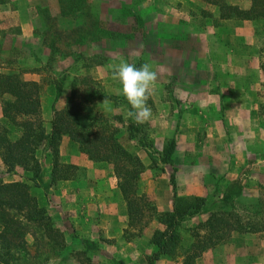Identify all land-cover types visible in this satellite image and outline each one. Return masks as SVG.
<instances>
[{
  "label": "rangeland",
  "instance_id": "1",
  "mask_svg": "<svg viewBox=\"0 0 264 264\" xmlns=\"http://www.w3.org/2000/svg\"><path fill=\"white\" fill-rule=\"evenodd\" d=\"M7 1L15 3L16 0ZM27 1L34 3V11L33 8L30 11L34 18L31 23L35 24L31 38H37L39 43L37 40H28L30 43L26 45L25 38L19 36V32H22L18 16L22 15L24 9L16 10L19 15L15 12L1 14L0 64L1 67L7 66L11 70L27 68L25 73L38 76V81L41 82L42 121L51 119L49 101L45 107L47 111L43 109L42 113L43 86L55 83L66 89V97L72 92L74 101L84 103L78 116L82 127L87 126L94 113H101L108 118L120 116V121H111L117 128L115 136L126 150L137 155L142 164V171L136 182V194L145 196L156 211V204L164 206L171 198L168 176L172 175L174 178L177 173L174 161L180 168L185 165L192 167L185 166L183 172L173 179L174 191L178 196L201 192L204 196L212 195L215 198L234 179L236 182L233 184L232 194L236 196V204L260 195V190L254 184L264 173L255 164L250 165L255 160H250L246 167L236 168L232 167L233 164H228L223 173H220L222 170L213 168L211 160L215 155L213 148L217 142L214 137L217 134L211 131L213 120L202 121L204 117L198 116L203 114L196 115L198 109L208 108L211 110L210 115L217 117L218 110L206 101L215 93L213 91L219 92L218 89L215 90L216 86L212 82L224 80L228 73L218 74L213 66L221 64L223 68L230 65L229 59L225 54H219L220 52L210 57H203L201 54L202 45L197 40L196 33L210 30L213 22H193L191 17L198 13L197 9L189 13L188 20H176L173 13L158 6L155 0ZM203 1H215L218 4L223 2ZM37 3L42 6L45 4V7L37 9ZM228 10L230 9H225L224 14ZM203 12L207 13L206 10ZM40 40L43 41L41 44ZM19 43L20 52L16 48ZM48 46L51 54L48 53ZM204 48L205 53L212 54L218 47L211 42H205ZM121 60L137 67L145 62L151 63L159 73L154 93L147 102L152 116L145 123L137 124L126 118L131 106L120 94V85L112 79L109 67ZM31 69L35 71H29ZM3 70L6 69H0ZM27 79L31 80V77ZM202 80L206 82L204 88L200 86ZM257 93L263 99L258 111L264 117V85ZM170 138L174 139L177 149L170 155L172 164L167 165L162 160L160 149ZM255 139L258 140V137ZM238 150L230 156L236 161H240V149ZM62 151L67 154L68 147L64 146ZM219 154L224 156L223 153ZM206 165L207 169L201 168ZM77 166L82 168L86 176L85 167L81 164ZM93 166L95 169L92 174H88L91 175L88 183L76 186L57 184L49 195V205L52 207L50 216L55 225L64 232L66 249L59 251L54 248L52 252L47 240L39 237L38 229L29 224L28 233L25 235L28 264H145L144 258L138 255L145 256L150 251L149 244L144 240H137L144 236L146 230L152 231L155 228V219L153 216L148 218L144 212L140 221H147L146 225L139 237L131 236L129 241L124 240L118 229H114L117 232L112 230V224H109L107 218L103 224L98 209L86 208L88 202L84 195H89L88 191L93 193L105 189L103 184L92 186L90 182L97 183V179L102 176L115 178L109 165L94 163ZM197 166L200 169L195 168ZM2 169L3 165L0 163V170ZM186 170L195 175L200 172L196 183L187 182ZM18 174L20 171L3 174L2 179L6 182L19 180ZM239 184L240 186H236ZM194 221L195 219H189L183 222L180 231L183 244L191 241L187 228L193 226ZM124 224L125 228L126 223ZM125 242H130L132 247ZM204 252L206 253L200 255L194 264H264V233H233L230 238L206 248ZM142 260L143 263H140ZM179 261L178 256L161 257L158 264H179Z\"/></svg>",
  "mask_w": 264,
  "mask_h": 264
},
{
  "label": "trees",
  "instance_id": "2",
  "mask_svg": "<svg viewBox=\"0 0 264 264\" xmlns=\"http://www.w3.org/2000/svg\"><path fill=\"white\" fill-rule=\"evenodd\" d=\"M219 6L222 14L230 9L242 19L264 16V0H251L250 8L245 11L222 2ZM42 42L40 40V44ZM29 43L28 39L24 40V44ZM16 48L20 52V43ZM48 53L51 54L49 46ZM2 68L6 70L0 71V163L3 165L0 170V264L29 263L25 250L29 224L38 229L39 237L47 240L52 252L54 248L61 251L67 247L64 232L50 216L49 195L59 182L76 179L83 175V170L61 161L58 154L61 136L73 142L77 151L91 162L110 166L125 204L126 227L122 231L125 241L131 236L139 237L147 223L140 221L144 212L148 218L155 219L156 226L148 239L151 250L144 256L145 264H155L161 257L177 256L179 264H194L202 251L230 238L233 233L264 231V184L261 181L254 184L260 195L236 204V196L232 194L235 180L215 198L212 195L178 196L173 176L169 175V207L156 211L145 196L136 194L142 164L115 136L117 128L111 121H120V116L108 118L94 113L87 126L82 127L78 116L84 103L74 101L71 92L63 104H56L62 85L48 84L53 88V99L49 128L45 129L40 116L41 82L24 79L22 74L27 68L11 70L0 64ZM128 126L133 128L131 124ZM174 148L175 141L170 138L160 149L167 165L172 164L170 155ZM16 171H20L19 180L6 182L2 179L3 174ZM189 219H195L193 226L187 228L191 241L183 244L180 231L183 222Z\"/></svg>",
  "mask_w": 264,
  "mask_h": 264
},
{
  "label": "crops",
  "instance_id": "3",
  "mask_svg": "<svg viewBox=\"0 0 264 264\" xmlns=\"http://www.w3.org/2000/svg\"><path fill=\"white\" fill-rule=\"evenodd\" d=\"M155 1L157 4H159L158 6H162V8L166 11L173 13L176 16V20H182L183 18L188 20L190 16L189 13H193L195 11L194 9H197L198 13L191 17L193 22H197V24H204L205 22L214 23L210 30L206 29L204 32L196 33L197 40L200 41V44L202 45V56H215L218 55L216 52H220L219 54H225V57L229 59V66H223V68L221 67V64L220 66H213V70L218 74L223 73L225 75L226 72L228 73L224 80H221L220 82H212V84L216 86L215 90L218 89L219 92L213 91L215 93L211 96L212 98L210 97L206 101L208 104L212 103L216 110H218L216 112L217 117L214 118L213 115H210L211 110L208 108H203L202 110L198 109L196 111V115H199V113L203 114L202 116H198L200 118L204 117L202 118V121H210V119L213 120L211 131L217 134L214 136L217 142H215L213 148L215 155L212 156L211 165L213 164L212 166L215 170H222L220 173H223L227 169L228 164H233L232 167L234 166L236 168L238 166L246 167L250 163V160H255V162L250 163V165L255 164V166L258 168L260 167V171L263 174L264 117L258 111L263 99L258 95L257 91L264 85V66H262V62L264 61V16L242 19L235 15L231 10H228L225 14H222V9H220L218 2H216V4L215 1ZM222 3L223 5L236 7L237 9L244 11L248 10L251 6V0H223ZM33 4L34 3H30L27 0H16L15 3L7 0H0V15L5 13L10 14L13 12L19 15L16 10L18 8L24 9L22 10V15L18 16V23L22 32L21 34L19 32V36H22V38L28 40L31 39L32 42L33 40H37L31 38L32 29L35 27V24L32 25L31 23V20L34 19L32 17L33 12L30 13L34 6ZM39 7L44 8L45 4L42 6V4L37 3L35 8L38 9ZM204 10H206L207 13H204ZM176 12L178 14H176ZM205 42H211L220 49L217 48V50L213 51L212 54L208 52L205 53ZM27 74L28 73H25L23 75L24 79L31 77V80L38 81V76L33 75L34 73ZM203 80L200 86L204 88L206 82ZM43 89L44 104L42 103V113L43 109L46 110L45 107L48 106V101L50 106L53 99V88L50 85H44ZM65 90L66 89L64 87L61 89V95L56 104H63L66 98ZM42 122L45 129H48L49 118L46 122ZM220 136H222V138ZM256 137H258V140L255 139ZM64 146L68 147L69 151L67 154L63 153L62 151ZM174 149H177V144H175ZM238 149H240V161H236L230 157L231 154L237 153L239 151ZM219 153H223L224 156H220ZM58 154L61 161L63 162L75 165H83L85 167L84 173H86V176L83 174L75 180L61 181L58 185L76 186L88 183V177L91 176L88 174L93 173L95 169L93 165L96 162H91L85 157L84 154L78 152L76 145L66 136H61L60 138ZM206 163L210 164L208 161ZM173 164L177 166V173L174 175V180L176 175H178L180 172H183L185 166L188 168L190 167L189 165H185L181 166L180 168V166H178L175 161ZM195 168L200 169L199 166ZM201 168L207 169L208 165ZM185 172V175L188 177L187 182L189 184H193L194 182L196 183V181H198L200 172H196L197 175H195L192 171L190 172L189 170L188 172L187 170ZM107 174L108 172L106 175ZM262 177L264 176L261 175L258 177L257 181H261V183L264 184V179ZM97 180V183L90 182L89 184L92 186L103 184L105 189L103 191H93V193L88 191L90 194L84 195L85 201L88 202L86 208L92 210L98 209V215L101 217V222L103 224L106 222L107 218L109 224H112V230L118 229L120 232H122V229L125 226L124 222L126 223V219H124L125 204L117 187L115 186V179L102 176ZM202 191H204L203 193H206L204 189H202ZM196 195L204 196L201 192L197 193ZM169 202L170 200L166 201L164 206L156 204L157 209L159 211L166 210L169 207ZM90 215H92V213H90ZM102 223L101 226L104 227ZM114 231L117 232V230ZM151 232V230H146L144 236H141L137 242L144 240L147 244ZM257 233H264V231ZM247 234L255 233H245V235ZM125 243L131 245L132 247L130 242ZM204 251H202L200 255H204V253H206ZM143 255L140 254L138 256L144 258ZM159 260L160 259H158L155 264H158ZM140 263H143V260L140 261Z\"/></svg>",
  "mask_w": 264,
  "mask_h": 264
},
{
  "label": "clouds",
  "instance_id": "4",
  "mask_svg": "<svg viewBox=\"0 0 264 264\" xmlns=\"http://www.w3.org/2000/svg\"><path fill=\"white\" fill-rule=\"evenodd\" d=\"M112 79L120 85V94L131 106L126 118L137 124L147 122L152 116L148 100L153 95L159 73L151 63L145 62L137 67L121 60L109 66Z\"/></svg>",
  "mask_w": 264,
  "mask_h": 264
}]
</instances>
